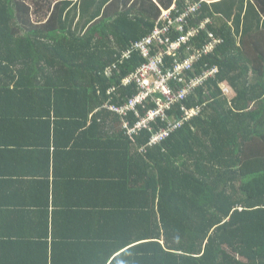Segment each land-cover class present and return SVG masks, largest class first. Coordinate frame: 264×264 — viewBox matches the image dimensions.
<instances>
[{"label":"trees","instance_id":"obj_1","mask_svg":"<svg viewBox=\"0 0 264 264\" xmlns=\"http://www.w3.org/2000/svg\"><path fill=\"white\" fill-rule=\"evenodd\" d=\"M158 1L164 10L175 2ZM198 1L174 6L183 11ZM104 2L81 0L79 9L74 0H33V14L52 11L50 25L20 31L30 22L26 0H0V135L19 132L26 120L66 126L69 134L58 144L64 151L55 147L62 152L56 159L73 174L64 191L92 200L93 225L84 231L100 237V252L80 254L83 243L59 255L66 246L55 237L75 230L57 220L69 210L58 208L53 247L49 235L34 242L8 234L0 239V264H264V0L202 1L190 25L210 24L191 43L203 46L211 32L223 43L202 55L192 75L218 72L183 103L202 108L201 115L153 146L148 130L109 135L105 123L122 127L123 120L103 108L123 106L139 93L123 81L144 59L122 53L151 34L162 10L153 0H134L111 14L102 11ZM169 116L180 117V106ZM128 121L132 128L137 123L133 113ZM9 139V153H21L24 144ZM18 218L11 216V227ZM103 234L118 235L104 240Z\"/></svg>","mask_w":264,"mask_h":264},{"label":"crops","instance_id":"obj_2","mask_svg":"<svg viewBox=\"0 0 264 264\" xmlns=\"http://www.w3.org/2000/svg\"><path fill=\"white\" fill-rule=\"evenodd\" d=\"M104 1L102 11L108 10V12L113 14L124 9L125 4H128L126 8L130 9L134 0ZM153 1L162 11L164 10L160 1ZM176 1L177 0H175L171 7L176 5ZM206 1L210 2L217 0ZM26 5L29 7L30 11L28 14L30 22L29 24H26L25 27L21 26L24 28H21L20 31L37 29L46 30L44 28H47L49 24L48 21L52 11H47L45 8L38 10L39 14H33L32 11H36L35 8H33V0H26ZM74 5H77L80 9L82 6L81 0H74ZM72 8H74V6H72ZM50 27L51 26H49L48 29H50ZM100 110L101 111L98 112H104L102 109ZM98 112H95L90 116L89 127L92 125V120L97 116ZM43 122L40 123L38 121L26 120V124L23 123V128L17 125L19 132L13 131L12 134L6 132L0 135V239H7L5 235L11 234L15 238H28L36 242L38 240L42 241L49 235V242L51 247H53L56 242H53L51 239V236L53 235L51 231V223L53 219L52 214L55 209L64 208L65 211L69 209L68 213L64 216H68L70 213L73 215V218L68 216V218H71V221L68 222L66 218L67 216L64 217L62 215L61 217H58L57 220L64 223L65 219L66 226L62 225L64 229L68 228L71 231H75L72 233H62L55 237V241H58L59 245L63 247L66 246L65 250L62 248V250L58 251L59 255L64 256L68 250V245H79L82 247L83 243L85 246L80 248V254L84 255L93 252H100L98 242L100 238L98 237L99 234L97 233L95 237L92 232L87 233L84 231L87 225H93L92 216L94 215V208L92 200L89 202L88 199L80 201L79 193L76 190L68 191L67 193L64 191V183L68 182L69 179H72L73 174L67 168V165L62 162L61 158L56 159V157L59 155V152L63 150L62 148H59L62 145L58 144L64 142V137L69 134L66 132V126L56 125L54 127V124L51 123V127L47 128ZM105 124L109 135L112 136L113 134H116L119 129H121V131L124 130L123 122L122 127L121 125L118 127L112 121H107ZM41 129H43V133H41ZM36 131L40 135L36 133ZM9 136L15 137L20 145L24 144L21 146V153H9L14 147L7 145L11 144ZM5 137H8L7 140H5ZM4 144L11 147H4ZM55 147L61 150H57ZM84 149L85 151L87 150L86 143ZM47 153H51V161H49ZM53 159L56 162H54ZM91 193L92 191L88 190V194L91 195ZM47 213H49L48 225H46V223L44 224L47 219ZM11 216H20V218L17 219V223L12 227L10 225ZM40 219L42 223H40ZM77 219L79 223L78 230V225L76 224ZM31 221L32 224L29 225V222ZM127 222V227L125 222L123 223L126 230L129 229L130 219ZM46 226H49L48 231L45 230ZM118 234H103L101 237L104 240H111L116 239ZM127 235L128 234H123L121 241H124V239L127 238ZM79 239L80 243L77 244ZM143 242H140L139 240V242L133 246ZM131 247L132 246L129 244L126 249L122 251L119 250L120 252L118 254L115 253L116 256L129 250Z\"/></svg>","mask_w":264,"mask_h":264},{"label":"built area","instance_id":"obj_3","mask_svg":"<svg viewBox=\"0 0 264 264\" xmlns=\"http://www.w3.org/2000/svg\"><path fill=\"white\" fill-rule=\"evenodd\" d=\"M202 1L188 5L183 11L176 6L163 10L151 34L122 53V59H130L134 52L144 59L143 64L123 81L125 85H137L139 93L123 106L108 104L104 109L122 118L124 131L130 137L144 130L151 132L150 146L164 143L185 123L201 115L202 108L189 110L183 103L195 94L209 76L218 72L213 69L203 76L192 75L202 55L214 52L223 43L212 32L208 33V40L203 46L195 47L191 43L210 24L206 19L198 28L190 25V19H196L199 14ZM168 58L172 60L170 66L167 65ZM116 68V65L108 68L106 74L111 76ZM178 105L181 116L170 118V112ZM131 113L137 119L133 128L128 121ZM159 124H163V127ZM153 126L158 127V131H154Z\"/></svg>","mask_w":264,"mask_h":264},{"label":"rangeland","instance_id":"obj_4","mask_svg":"<svg viewBox=\"0 0 264 264\" xmlns=\"http://www.w3.org/2000/svg\"><path fill=\"white\" fill-rule=\"evenodd\" d=\"M29 1V0H28ZM42 7H43V4H42Z\"/></svg>","mask_w":264,"mask_h":264}]
</instances>
